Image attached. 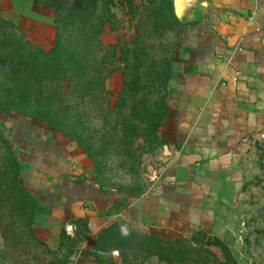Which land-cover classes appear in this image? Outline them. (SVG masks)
<instances>
[{
  "label": "rangeland",
  "instance_id": "374dc122",
  "mask_svg": "<svg viewBox=\"0 0 264 264\" xmlns=\"http://www.w3.org/2000/svg\"><path fill=\"white\" fill-rule=\"evenodd\" d=\"M132 2L0 0V264H170L101 232L118 223L155 235L132 203L167 176L165 125L185 65L221 56L227 26L264 43V1L199 0L183 21L173 0ZM262 131L230 248L239 264H264ZM198 232L155 236L208 247Z\"/></svg>",
  "mask_w": 264,
  "mask_h": 264
},
{
  "label": "crops",
  "instance_id": "0c3cea01",
  "mask_svg": "<svg viewBox=\"0 0 264 264\" xmlns=\"http://www.w3.org/2000/svg\"><path fill=\"white\" fill-rule=\"evenodd\" d=\"M227 28L217 43L221 56L194 54L190 62L196 59L200 69L185 65L165 125L167 176L132 207L145 233L171 239L202 231L234 252L251 143L264 126V43L255 29Z\"/></svg>",
  "mask_w": 264,
  "mask_h": 264
},
{
  "label": "trees",
  "instance_id": "16d2710c",
  "mask_svg": "<svg viewBox=\"0 0 264 264\" xmlns=\"http://www.w3.org/2000/svg\"><path fill=\"white\" fill-rule=\"evenodd\" d=\"M88 1L97 4L98 0H78V7H85ZM130 6H133L132 0ZM59 43L57 39L56 45L48 52L43 53V55L47 58H51L59 50ZM0 112H2V109H0ZM159 141L163 144L166 143L165 138H161ZM101 233L102 236L107 233H115L117 236H124L127 238L126 240L129 238L137 239L138 241L130 245L144 251L148 256H158L161 259L167 260L170 264H180L182 260H184L186 264H239L232 254L230 247L222 239L202 231L198 233H201V235L206 238V245L208 247L212 245L217 246L223 251L222 259L208 247L196 248L190 245V243L186 244L183 240L176 239L169 241L155 235L140 234L137 230L131 229L127 224L120 226L118 223H113Z\"/></svg>",
  "mask_w": 264,
  "mask_h": 264
},
{
  "label": "water",
  "instance_id": "95a60500",
  "mask_svg": "<svg viewBox=\"0 0 264 264\" xmlns=\"http://www.w3.org/2000/svg\"><path fill=\"white\" fill-rule=\"evenodd\" d=\"M175 14L180 20H185L199 5V0H173Z\"/></svg>",
  "mask_w": 264,
  "mask_h": 264
},
{
  "label": "built area",
  "instance_id": "2783aa9c",
  "mask_svg": "<svg viewBox=\"0 0 264 264\" xmlns=\"http://www.w3.org/2000/svg\"><path fill=\"white\" fill-rule=\"evenodd\" d=\"M256 2H262V1H264V0H255Z\"/></svg>",
  "mask_w": 264,
  "mask_h": 264
}]
</instances>
